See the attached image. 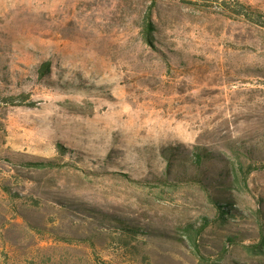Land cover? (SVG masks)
Here are the masks:
<instances>
[{
  "label": "rangeland",
  "instance_id": "rangeland-1",
  "mask_svg": "<svg viewBox=\"0 0 264 264\" xmlns=\"http://www.w3.org/2000/svg\"><path fill=\"white\" fill-rule=\"evenodd\" d=\"M0 264H264V0H0Z\"/></svg>",
  "mask_w": 264,
  "mask_h": 264
},
{
  "label": "trees",
  "instance_id": "trees-1",
  "mask_svg": "<svg viewBox=\"0 0 264 264\" xmlns=\"http://www.w3.org/2000/svg\"><path fill=\"white\" fill-rule=\"evenodd\" d=\"M154 29L153 23H152V13H150L148 15V22H147V29H146V34L148 37L152 36V30ZM149 42H151L150 40H148ZM50 70V65L49 64H44L41 67L40 70V76L44 77L46 76V74L48 73V71ZM182 146H177V147H163L161 149V155L164 158V160L167 161V168H166V173L167 175L172 176L173 175V168L176 167L178 165V162L181 159V154H179V151H177L178 149H181ZM195 158H192V162L194 164V167L197 171H200L202 169V164L204 163L205 160L210 159V155L209 154H204L201 151H197L194 154ZM27 167H32V168H48V167H54V163L53 162H30V163H25L24 164ZM241 170L243 171V168H241ZM238 174L236 173L234 176V179L238 178ZM191 179H197L195 176L191 177ZM219 208L222 211V214H231L234 210L232 207H228V204H219L218 205ZM226 218V217H224ZM193 226L190 227H186L185 230L187 232V235L189 236V239L191 241H193L195 243L196 238L193 236L192 230H193Z\"/></svg>",
  "mask_w": 264,
  "mask_h": 264
}]
</instances>
